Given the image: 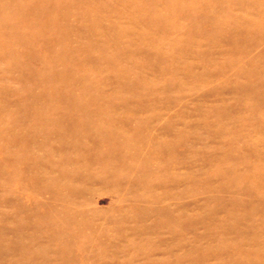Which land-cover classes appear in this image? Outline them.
<instances>
[{
	"label": "rangeland",
	"instance_id": "rangeland-1",
	"mask_svg": "<svg viewBox=\"0 0 264 264\" xmlns=\"http://www.w3.org/2000/svg\"><path fill=\"white\" fill-rule=\"evenodd\" d=\"M0 264H264V0H0Z\"/></svg>",
	"mask_w": 264,
	"mask_h": 264
}]
</instances>
